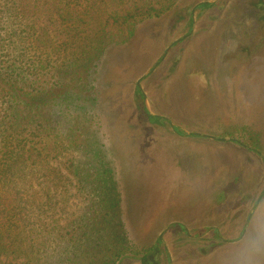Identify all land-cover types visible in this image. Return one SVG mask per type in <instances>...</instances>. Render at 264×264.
Wrapping results in <instances>:
<instances>
[{
	"label": "trees",
	"instance_id": "obj_1",
	"mask_svg": "<svg viewBox=\"0 0 264 264\" xmlns=\"http://www.w3.org/2000/svg\"><path fill=\"white\" fill-rule=\"evenodd\" d=\"M139 1L0 0V264H119L127 255H141L140 264H156L149 252L158 250V233L168 223L162 216L167 194L162 184L124 186L125 216L137 237L132 241L123 218L117 160L132 158L136 164L140 159L138 165L145 166V131L170 125L149 114L134 83L103 94V74L96 70L109 46L132 42L138 23L159 18L176 0ZM251 4L264 7L258 0ZM213 5L202 2L198 8ZM151 76L142 79L144 89ZM155 97L166 114L172 98ZM105 126L117 158L103 139ZM221 136L238 140L203 138L239 152L241 170L233 174L231 164L228 183L209 190L196 188L198 178L191 180L177 199L205 204L201 214L198 205L192 212L199 222L191 226L199 233L210 224L226 228L233 209L251 195L234 192L233 181L249 179L252 190L264 174L260 154L240 144L260 149L257 132ZM143 172L141 166L144 181ZM72 198L78 203L74 209Z\"/></svg>",
	"mask_w": 264,
	"mask_h": 264
},
{
	"label": "rangeland",
	"instance_id": "obj_2",
	"mask_svg": "<svg viewBox=\"0 0 264 264\" xmlns=\"http://www.w3.org/2000/svg\"><path fill=\"white\" fill-rule=\"evenodd\" d=\"M143 1L146 0L139 2ZM147 1L156 4V0ZM256 1L176 0L159 18L138 23L132 42L109 46L101 57L103 63L100 60L96 67L103 74L102 93L118 92L126 82L136 85V80L151 70L170 45L165 57L157 64L159 67L151 71L152 76L146 83L148 89H144L142 80V90L137 88L145 95L148 109L162 115L176 127L155 124L145 131V139L141 142L147 155L145 166L143 162L138 165L140 159L134 161L137 165L131 162L132 158L129 162H126V157L117 160L122 169L119 178L123 193V218L132 241H136L137 237L125 216L124 186L129 187L131 181L140 188L145 182L148 188H157L162 184L167 194L163 203L167 209L162 216L168 219V223L159 231L166 228L160 244L167 251L159 247L149 252L156 264H217V254L227 246L235 229L244 223L249 205L257 198L264 199V174L252 190H249V179L233 181L234 192L238 189L237 193L250 192L251 195H247L233 209L226 228L220 223L210 224L201 233L192 227L190 221L195 205L191 202L182 204L177 200L188 183L197 178V189L209 190L217 184L224 186L228 183L231 164L233 174H237L243 162L241 154L233 147L206 140L193 132L216 136L228 132V135L236 133L244 137L250 132H257L261 138L258 151L264 155V7L251 4ZM258 1L264 5V0ZM202 2L214 5L198 8ZM189 14L192 18L190 23ZM220 60L225 61V67ZM97 76L98 73L94 75ZM159 93L172 98V105L166 114H162L155 97ZM151 95L154 98L150 99ZM228 95L230 102L226 99ZM101 130L104 131L103 139L112 157L117 158L118 151L111 149L106 126ZM171 130L174 135H169ZM186 132L192 135L186 136ZM243 156L247 163H252V158L246 152ZM148 157L152 163L148 162ZM141 166L146 178L144 181L138 174ZM129 167L135 183L127 171ZM216 195V199L218 195L221 196L220 193ZM77 205L72 198L69 207L74 209ZM197 205L201 214L199 211L205 204L199 202ZM220 215L219 210L215 217L219 219ZM213 228L217 229L216 237ZM140 257L127 255L119 264H140ZM196 257L200 258L195 260Z\"/></svg>",
	"mask_w": 264,
	"mask_h": 264
},
{
	"label": "clouds",
	"instance_id": "obj_3",
	"mask_svg": "<svg viewBox=\"0 0 264 264\" xmlns=\"http://www.w3.org/2000/svg\"><path fill=\"white\" fill-rule=\"evenodd\" d=\"M217 264H264V199H255L244 223L217 254Z\"/></svg>",
	"mask_w": 264,
	"mask_h": 264
},
{
	"label": "water",
	"instance_id": "obj_4",
	"mask_svg": "<svg viewBox=\"0 0 264 264\" xmlns=\"http://www.w3.org/2000/svg\"><path fill=\"white\" fill-rule=\"evenodd\" d=\"M195 7H196V6H195ZM193 9H194V8H193ZM193 9H192V11H193ZM169 47H170V45H169V46L167 47V49L165 50L163 56H162L157 62H155V63L153 64L151 70H148V71L144 72V73H143V74H142V75L136 80V86L139 87L141 90H142V88H141L140 81H141L146 75H148L152 70L155 69V67L157 66V64H158V63H159V62L165 57V55H166L167 50L169 49ZM144 105H145V107L147 108L149 114H151V115H156V116H159V117H163L162 115L155 114V113L151 112V111L148 109V106H147V103H146V97H145V95H144ZM169 123H170V125H172L171 122H169ZM186 133H187L188 135H192L191 132H186ZM193 134H198V135H200V136H202V137L209 138V139H215V140H219V141H232V140H234V138H231V137H219V136H213V135H211V134H205V133H195V132H193ZM240 144H241L242 146L246 147L247 149H252V150H255L256 152H258V153L260 154L261 159L264 160V155H262L258 150L254 149V148H252L251 146H248V145H246V144H244V143H240ZM262 193H264V192H262ZM165 229H166V228H164V229L159 233V236H158V237H159L160 240L163 239L162 234H163V232H164ZM226 241H227V240H226Z\"/></svg>",
	"mask_w": 264,
	"mask_h": 264
},
{
	"label": "crops",
	"instance_id": "obj_5",
	"mask_svg": "<svg viewBox=\"0 0 264 264\" xmlns=\"http://www.w3.org/2000/svg\"><path fill=\"white\" fill-rule=\"evenodd\" d=\"M220 61H222V65L225 67V65H224V64H225V61H224V60H220ZM228 64H229V63H228ZM232 77H233V75L231 76V79H232V84L235 86V82H233V79H234V78H232ZM234 91H235V90H234ZM234 91H233V92H234ZM233 92H232V93H233ZM231 97H232L233 100H234V93L231 94ZM226 99H227L228 102H230V100H229V99H230V95L226 96ZM233 100H232V101H233ZM232 101H231V102H232ZM229 110H230V109H229ZM225 111H227V110H225ZM225 111H224V112H225ZM169 125H170V123H169ZM170 126H171V127H172V126H173V127H176L174 123H172V125H170ZM180 129H181V128H180ZM181 130H182V129H181ZM194 135L200 136V135H198V134H194ZM186 136H189V135L187 134ZM213 136H216V135H213ZM200 137H202V136H200ZM219 137H227V136H219ZM208 139H209V138H208ZM210 140H215V139H210ZM215 141H219V140H215ZM221 142H226V141H221ZM195 202H197V200H196ZM195 206H196V205H195ZM191 215H192V213H191ZM192 216H193V215H192ZM192 218H193V217H192ZM192 218H191L190 221H191L193 224H198L199 221L196 220V219H192ZM196 218H197V217H196ZM190 221H189V222H190ZM158 236H159V235H158ZM161 241H162V240H161Z\"/></svg>",
	"mask_w": 264,
	"mask_h": 264
},
{
	"label": "flooded vegetation",
	"instance_id": "obj_6",
	"mask_svg": "<svg viewBox=\"0 0 264 264\" xmlns=\"http://www.w3.org/2000/svg\"><path fill=\"white\" fill-rule=\"evenodd\" d=\"M186 233V232H185ZM204 234V233H203ZM160 245H162V244H160ZM159 247H161V248H163V249H165L166 251H167V248H165V246L164 245H162V246H159Z\"/></svg>",
	"mask_w": 264,
	"mask_h": 264
}]
</instances>
